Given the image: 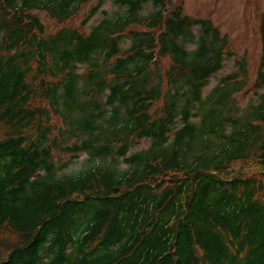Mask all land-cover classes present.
Instances as JSON below:
<instances>
[{
    "label": "trees",
    "instance_id": "obj_1",
    "mask_svg": "<svg viewBox=\"0 0 264 264\" xmlns=\"http://www.w3.org/2000/svg\"><path fill=\"white\" fill-rule=\"evenodd\" d=\"M93 1L88 34L33 14L64 23ZM111 3L0 0V264H264V14L241 108L245 58L204 94L232 57L210 20ZM61 155L89 167L58 175Z\"/></svg>",
    "mask_w": 264,
    "mask_h": 264
},
{
    "label": "rangeland",
    "instance_id": "obj_2",
    "mask_svg": "<svg viewBox=\"0 0 264 264\" xmlns=\"http://www.w3.org/2000/svg\"><path fill=\"white\" fill-rule=\"evenodd\" d=\"M93 1L84 6L80 12L64 23H58L49 18L43 12H33L44 26L45 34L51 35L61 29H74L84 34H88L102 18L98 13L90 19L85 25H82L89 10L95 5ZM182 5L183 13L195 19H207L221 32L227 35L229 39V48L232 57L226 59L223 69L210 79L204 94H207L219 81L235 71V62L238 59L245 58L248 71V86L239 95L236 96V104L241 108L254 103L256 94L252 88L261 54L260 23L264 14V0H172V6ZM102 9L113 11L111 0H106ZM167 61L162 63L165 66ZM52 128L56 130L60 127L58 118L52 117ZM149 143L142 141L137 150L148 148ZM57 165L59 167L58 175H77L89 167L87 156L80 155L79 158L71 159L67 156H58ZM259 168L254 161L249 163H238L228 169L229 174L241 173L245 175L252 174Z\"/></svg>",
    "mask_w": 264,
    "mask_h": 264
}]
</instances>
